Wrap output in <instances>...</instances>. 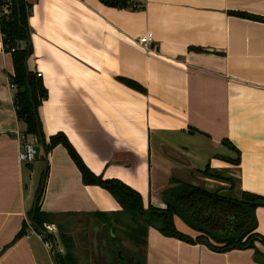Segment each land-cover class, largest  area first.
<instances>
[{"label":"crops","instance_id":"crops-1","mask_svg":"<svg viewBox=\"0 0 264 264\" xmlns=\"http://www.w3.org/2000/svg\"><path fill=\"white\" fill-rule=\"evenodd\" d=\"M138 1L130 9L27 0L26 63L40 72L45 91L38 106L45 137L62 132L93 173L137 190L143 207L164 206L160 191L170 176L215 188L198 172L205 164L234 168L237 188L264 195V0ZM145 31L153 38L148 51L135 42ZM11 73L10 54L0 47V264H53L37 234L13 239L46 165L40 207L58 223L94 212L113 219L120 206L104 188L81 181L61 144L39 147L31 161L17 159V137L34 139L15 116ZM254 214L264 238V206ZM172 220L195 235L178 216ZM53 235L51 247L62 250ZM144 240L143 264H264L258 240L253 248L217 251L152 226Z\"/></svg>","mask_w":264,"mask_h":264},{"label":"trees","instance_id":"trees-1","mask_svg":"<svg viewBox=\"0 0 264 264\" xmlns=\"http://www.w3.org/2000/svg\"><path fill=\"white\" fill-rule=\"evenodd\" d=\"M109 6L117 8L134 9L138 0H99ZM0 34L3 50L10 54L12 73L9 81L14 84L12 103L15 116L24 122L23 135H29L44 152L55 144H61L69 157L77 167L81 181L84 184H97L104 188L118 202L120 209L113 220L124 224L121 232L133 241L140 242L142 249L145 245L144 235L147 226L156 228L160 233L173 236L188 242H201L209 248L224 251L231 248L254 247V241L264 244V238L254 229L256 218L255 207L264 206V195L247 192L233 188L230 178L222 172L205 164L203 169L198 170L205 176H215L229 183L228 188L217 187L204 188L189 181L175 176L169 177L168 184L160 191L163 207L148 204L142 206L141 196L137 190L130 187L122 180L114 177L103 178L93 173L82 161L72 144L62 132H55L45 137L41 120L38 114V106L44 98L45 91L39 75L27 67V58L31 53L29 42V27L27 15L30 4L27 0H0ZM140 7V6H139ZM138 7V8H139ZM243 14V13H240ZM22 42V43H21ZM199 49L200 48H195ZM130 86L143 89L138 84L126 79ZM222 142L231 145L226 139ZM227 159V158H226ZM230 162L236 159L228 158ZM47 175V165L42 169L32 202L25 213V218L19 231L13 237L16 238L25 233L27 223L35 232L44 231L45 224L58 221L52 218V213L41 209L40 202L43 196L44 184ZM102 224H110L109 216L103 212H94ZM173 215L178 216L195 235L192 237L175 228ZM123 216V217H122ZM122 217V218H121ZM112 236L109 234L112 248L120 249L117 235L110 226ZM64 251L53 250L51 258L53 264H74L75 257L72 253L70 238L61 231L57 232ZM50 241L54 235L48 232L44 235ZM123 255V254H122ZM124 256V255H123ZM123 260L128 264L125 259ZM143 264V251L141 256Z\"/></svg>","mask_w":264,"mask_h":264},{"label":"rangeland","instance_id":"rangeland-1","mask_svg":"<svg viewBox=\"0 0 264 264\" xmlns=\"http://www.w3.org/2000/svg\"><path fill=\"white\" fill-rule=\"evenodd\" d=\"M234 170V168H222L217 169L216 172H222L224 173L223 175H226L228 178H230L229 183L233 184V188L235 190L239 187L237 188L236 185L237 180L236 176L233 173ZM200 175L215 180L218 183L215 188H217V186L228 188L229 186V183H227V181L216 178L215 176L211 177L210 175ZM100 220L94 215H77L74 217L69 216L68 218H61L59 226L56 225V230L54 231L55 235H57L58 231H61L65 234L66 237L70 238V249L72 250V253L75 257L74 264H104L102 261L103 259H106L109 254L111 257V263L109 264L115 263V254L111 253V248H109L107 245V242L111 241L108 234L110 226L113 228L114 234L118 237L120 252L125 256L128 264H141V256L143 251L142 246L140 245V242H135L129 239L121 232V230L125 228L124 224L119 221L113 220L112 218H109L108 221L110 222V224L105 225L102 224ZM95 226L96 228L94 229ZM94 233L98 234H95L94 236ZM94 238L97 239L95 252H93ZM57 239L60 240L58 235ZM103 241H105V246L101 244V242L103 243ZM61 243L63 244V242ZM53 248V250H58L55 247ZM60 251L63 252L64 249Z\"/></svg>","mask_w":264,"mask_h":264},{"label":"built area","instance_id":"built-area-1","mask_svg":"<svg viewBox=\"0 0 264 264\" xmlns=\"http://www.w3.org/2000/svg\"><path fill=\"white\" fill-rule=\"evenodd\" d=\"M135 7H139L141 6V2H135ZM153 40L151 32L150 31H145L142 34H140L139 36H137V38L135 39L136 44L142 48L143 50H150L153 49V47H151L150 42ZM0 47L3 49L2 47V42H1V34H0ZM36 75H40L39 71L35 72ZM8 86L10 88H14V84L11 81H8ZM18 142H19V147L17 150V159L19 161L22 162H26V161H31L33 160V153H34V148H33V144L34 141H28L25 140L24 137L22 135L19 136V138L17 137ZM45 230L40 232H35L31 226L27 223V228H26V232H32L37 234V236H39V238H41L43 245L49 250L50 253H52L53 248L51 247L50 244V240L47 239L44 235L46 232L50 233V234H54L55 232V228L53 226V224L51 223H46L44 226Z\"/></svg>","mask_w":264,"mask_h":264},{"label":"water","instance_id":"water-1","mask_svg":"<svg viewBox=\"0 0 264 264\" xmlns=\"http://www.w3.org/2000/svg\"><path fill=\"white\" fill-rule=\"evenodd\" d=\"M33 141H34V144H33V148H34L33 158H37L38 153H39V147H40V146L36 143L35 139H34ZM95 228H96V226L94 227V229H95ZM99 232H100V231H99ZM99 232H98V233H99ZM98 233H94V236H95V234H98ZM108 233L110 234V236L113 235V233L111 232V228H109V232H108ZM96 241H97V239L94 238V241H93V246H94V247H93V252L96 251ZM101 244H103V246H105V245H104V244H105V241H103V243L101 242ZM110 244H111L110 241L107 242L108 247L111 248V253H114V254H115V260H116V261H115L114 264H118L119 261L122 262L121 264H127V263L123 260L124 256L121 254L120 249L112 248ZM102 262H103L104 264H109V263H111V257H110V254H109V256H108L106 259H103Z\"/></svg>","mask_w":264,"mask_h":264},{"label":"flooded vegetation","instance_id":"flooded-vegetation-1","mask_svg":"<svg viewBox=\"0 0 264 264\" xmlns=\"http://www.w3.org/2000/svg\"><path fill=\"white\" fill-rule=\"evenodd\" d=\"M121 263H122L121 261L118 262V264H121Z\"/></svg>","mask_w":264,"mask_h":264}]
</instances>
